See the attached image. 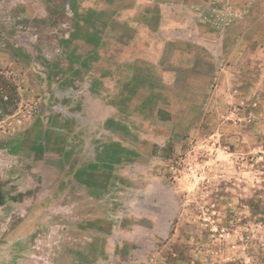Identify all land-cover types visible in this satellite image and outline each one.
I'll use <instances>...</instances> for the list:
<instances>
[{"label":"rangeland","instance_id":"374dc122","mask_svg":"<svg viewBox=\"0 0 264 264\" xmlns=\"http://www.w3.org/2000/svg\"><path fill=\"white\" fill-rule=\"evenodd\" d=\"M0 264H264V0H0Z\"/></svg>","mask_w":264,"mask_h":264},{"label":"flooded vegetation","instance_id":"af4514ba","mask_svg":"<svg viewBox=\"0 0 264 264\" xmlns=\"http://www.w3.org/2000/svg\"><path fill=\"white\" fill-rule=\"evenodd\" d=\"M3 197H4V194H3L2 190L0 189V206H2V204H3Z\"/></svg>","mask_w":264,"mask_h":264}]
</instances>
